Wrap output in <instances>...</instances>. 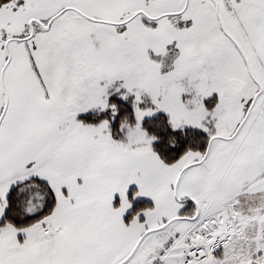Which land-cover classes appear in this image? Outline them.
Returning a JSON list of instances; mask_svg holds the SVG:
<instances>
[{
	"label": "snow or ice",
	"instance_id": "6c2138e0",
	"mask_svg": "<svg viewBox=\"0 0 264 264\" xmlns=\"http://www.w3.org/2000/svg\"><path fill=\"white\" fill-rule=\"evenodd\" d=\"M0 264H264V0H0Z\"/></svg>",
	"mask_w": 264,
	"mask_h": 264
}]
</instances>
